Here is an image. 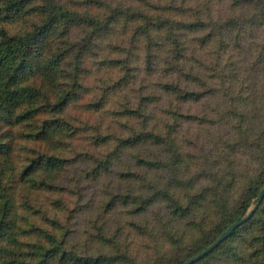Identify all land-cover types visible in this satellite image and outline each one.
Returning a JSON list of instances; mask_svg holds the SVG:
<instances>
[{
	"label": "rangeland",
	"instance_id": "1",
	"mask_svg": "<svg viewBox=\"0 0 264 264\" xmlns=\"http://www.w3.org/2000/svg\"><path fill=\"white\" fill-rule=\"evenodd\" d=\"M61 1L70 8L87 4V0ZM100 1L107 13L117 5L118 9L127 11L126 5L130 3H134L136 13L124 14L120 20L116 18L109 29L101 33L92 34L88 28L76 26L69 37L61 35L57 41L59 54L65 57L61 66L66 77L62 81L70 82L68 77L77 74L81 87L66 109L72 135L66 140L64 153L69 165L59 179L62 189L55 194L50 202L52 208L48 210L55 218L57 201L63 200L58 216L69 219L70 244L75 249L82 247L83 253L84 249L91 255L101 251L116 255L120 251L128 254L127 262L122 264L136 261L175 264L223 220L226 212L236 207L252 182L264 174V0L247 2L245 6L236 4V0ZM37 4L29 6L30 16L21 13L10 20L0 19V28L15 34L28 27L36 17ZM145 7L149 8L148 14ZM233 14L237 26L230 38H224L226 31L221 36L219 25ZM164 17L172 18L176 24L164 32L157 31L156 36L159 44H170L172 48L154 57L155 71L149 76L146 56L151 53L146 47L151 40L139 32L143 22L152 19L158 22ZM199 21L217 28L212 31L215 41L204 48L202 58L197 56V51L195 55L190 53L193 55L190 63L198 67L210 87L209 95L184 107L177 120L181 126L171 135L167 133L166 137L173 140L169 148L143 144L136 150L118 154L116 139L143 128L142 117L129 121L121 119L120 114L126 109H139L143 98L162 90L160 84L166 83L162 73L174 48L182 41L186 43V38L198 42L211 31L210 28L199 34L191 32L189 28L194 29L193 25ZM89 37H92L91 46L86 43ZM225 40L226 45L231 43L235 49L230 47L232 51L225 54L226 48L220 60L218 46ZM155 45H152L154 51H159ZM133 47L142 51L135 52L129 68H112L108 64L111 59L125 60ZM231 61H234L232 70L228 66ZM162 99L165 100L163 94ZM102 101L103 110L98 105ZM164 103L160 108L157 106L156 113L170 111ZM246 116L253 119L248 126L240 124V119ZM154 124L151 127H155ZM98 131L116 138L106 145H94L93 137ZM87 152L94 156H112L111 173L90 176L97 163L86 160L83 153ZM141 160L155 165L148 167ZM129 171L137 176H120ZM156 194L161 196L158 199L169 202L146 207L144 213L134 219L128 217L131 215L127 212L134 209V205L128 208L121 205L108 216L115 230L120 226L126 229L118 250L97 247L89 237V233L96 232L95 226L102 225L96 223V217L104 211V203L113 197H120L118 200L122 202L124 195H137L142 201ZM44 204L49 205V202L44 201ZM132 223L137 229L132 228ZM23 261L14 264H25ZM52 264L61 263L57 260Z\"/></svg>",
	"mask_w": 264,
	"mask_h": 264
},
{
	"label": "trees",
	"instance_id": "2",
	"mask_svg": "<svg viewBox=\"0 0 264 264\" xmlns=\"http://www.w3.org/2000/svg\"><path fill=\"white\" fill-rule=\"evenodd\" d=\"M142 1V0H141ZM151 1V0H150ZM254 0H236V4L245 6ZM263 1V0H262ZM0 19L10 20L17 14L30 16L29 6L37 3L34 9L36 17L32 23L18 33L11 34L0 28V264H14L16 261L25 264H122L127 262L128 254L116 252L111 255L101 251L97 255L81 251L82 247L71 246L72 229L68 226L69 219L58 216L64 202L57 201L58 211L51 217L50 202L62 188L59 179L69 165V159L64 155L67 142L72 137L70 121L66 109L76 98L77 89L81 87L79 75H70V82L62 81L66 71L62 69L64 55L59 54L57 41L61 35L69 37L74 27L84 26L92 32H104L123 15H135L134 3L126 5L127 11L118 9L119 6L107 13L100 0H87V4L70 8L61 0H1ZM93 6V8L90 7ZM97 5V6H96ZM134 6V7H133ZM129 10V11H128ZM149 8L145 7V14ZM233 17V18H231ZM117 20V21H118ZM116 21V22H117ZM234 14L219 25L218 33L224 38L231 36L236 28ZM176 21L172 18H162L158 22L152 19L143 22L139 33L151 40L146 47L147 74L150 76L154 69V57L170 51V44H159L156 33L164 32L173 27ZM189 28L194 34L210 29L199 38L198 42L188 40L179 43L178 48L170 53V61L162 73L166 83L160 84L162 90L150 93L142 99L139 109H126L120 114L121 119L131 121L142 117V130L133 131L116 139L115 152L123 153L136 150L143 144H160L169 148L173 140L167 136L181 126L177 121L182 115L184 107L191 102H199L209 95V85L204 82L198 67L190 60L197 51V56H204V48L210 45L217 28L199 21ZM154 39V41H153ZM92 37L86 41L91 46ZM226 40L219 43V59L234 50L233 44L226 45ZM156 44L159 51H154ZM86 46V45H85ZM232 49H231V48ZM172 48V47H171ZM228 48L227 53L223 51ZM125 60L111 59L108 64L129 68L135 52L142 51L133 47ZM221 60V59H220ZM232 70L234 61L228 63ZM215 71V70H214ZM214 79L217 77L214 75ZM159 90V89H158ZM162 94L167 103L163 101ZM104 101L98 103L104 109ZM160 102V103H158ZM165 104L170 108L168 112L156 113L157 106ZM151 107V108H150ZM143 108V109H142ZM153 108V109H152ZM142 109V111L140 110ZM166 115L168 117L166 118ZM166 118L164 120L163 118ZM194 117H190L192 119ZM253 119L247 116L240 119V124L248 126ZM156 122H159L156 125ZM155 123V124H154ZM154 124L155 127H151ZM112 134L99 132L93 137L94 145H106L114 141ZM87 161L97 163L92 177L111 173L112 156L92 155L83 153ZM146 166H154L152 161L141 160ZM121 177L132 178L133 172H122ZM264 189V174L252 182L244 196L232 210L225 213L214 229L203 235V239L194 245L186 257L175 264H184L210 247L233 223L240 221L254 210L252 218L239 227L213 253L195 264H264V198L259 199ZM158 194L139 201L137 195L113 197L103 205V212L96 217L95 233H89L97 247L117 249L122 247L121 240L125 234V227L115 230L108 220L113 212L122 205L134 209L127 212L131 219L144 213L146 207L158 202H169L158 199ZM48 201L49 205H45ZM60 202V203H59ZM121 203V204H120ZM180 202L176 205L181 210ZM254 205V208L252 206ZM60 206V207H59ZM47 209H44L46 208ZM252 208V209H251ZM183 215L187 207L183 209ZM132 223V228L137 226ZM71 229V230H69ZM127 230H130L127 228ZM128 248L133 245H127ZM81 251V252H79ZM134 264H140L136 261Z\"/></svg>",
	"mask_w": 264,
	"mask_h": 264
},
{
	"label": "water",
	"instance_id": "3",
	"mask_svg": "<svg viewBox=\"0 0 264 264\" xmlns=\"http://www.w3.org/2000/svg\"><path fill=\"white\" fill-rule=\"evenodd\" d=\"M264 198V189L261 191L259 195L260 201H262ZM254 210L251 211L246 217L241 219L240 221H237L233 223L221 236L205 251L201 252L196 257L188 260L184 264H195L196 262H199L203 258L207 257L209 254L213 253L222 243H224L239 227L247 223L253 216Z\"/></svg>",
	"mask_w": 264,
	"mask_h": 264
}]
</instances>
